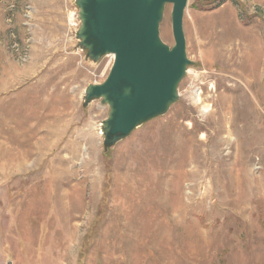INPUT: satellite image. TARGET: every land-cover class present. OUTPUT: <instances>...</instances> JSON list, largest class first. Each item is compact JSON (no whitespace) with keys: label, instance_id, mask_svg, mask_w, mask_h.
Listing matches in <instances>:
<instances>
[{"label":"rangeland","instance_id":"374dc122","mask_svg":"<svg viewBox=\"0 0 264 264\" xmlns=\"http://www.w3.org/2000/svg\"><path fill=\"white\" fill-rule=\"evenodd\" d=\"M185 11L179 99L105 150L75 0H0V264H264V0Z\"/></svg>","mask_w":264,"mask_h":264},{"label":"water","instance_id":"95a60500","mask_svg":"<svg viewBox=\"0 0 264 264\" xmlns=\"http://www.w3.org/2000/svg\"><path fill=\"white\" fill-rule=\"evenodd\" d=\"M80 26L76 38L86 59L114 56L109 76L85 88L84 106H109L102 120L104 148L166 114L179 99V84L194 64L187 55L184 16L188 0H75ZM172 4L175 46L164 42L160 23Z\"/></svg>","mask_w":264,"mask_h":264},{"label":"built area","instance_id":"2783aa9c","mask_svg":"<svg viewBox=\"0 0 264 264\" xmlns=\"http://www.w3.org/2000/svg\"><path fill=\"white\" fill-rule=\"evenodd\" d=\"M107 56H109V55H107ZM110 56H112V55H110ZM113 57V56H112Z\"/></svg>","mask_w":264,"mask_h":264},{"label":"bare ground","instance_id":"6f19581e","mask_svg":"<svg viewBox=\"0 0 264 264\" xmlns=\"http://www.w3.org/2000/svg\"><path fill=\"white\" fill-rule=\"evenodd\" d=\"M244 211V210H243Z\"/></svg>","mask_w":264,"mask_h":264},{"label":"trees","instance_id":"16d2710c","mask_svg":"<svg viewBox=\"0 0 264 264\" xmlns=\"http://www.w3.org/2000/svg\"><path fill=\"white\" fill-rule=\"evenodd\" d=\"M237 3V2H236Z\"/></svg>","mask_w":264,"mask_h":264}]
</instances>
